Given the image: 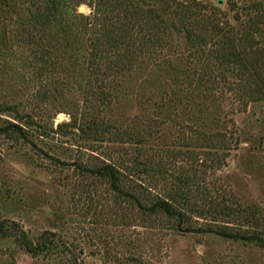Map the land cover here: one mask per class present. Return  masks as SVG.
Returning a JSON list of instances; mask_svg holds the SVG:
<instances>
[{"label":"trees","instance_id":"obj_1","mask_svg":"<svg viewBox=\"0 0 264 264\" xmlns=\"http://www.w3.org/2000/svg\"><path fill=\"white\" fill-rule=\"evenodd\" d=\"M223 7L219 0H0V75L12 65L32 86L29 104L0 105V119L9 118L0 124V135L34 145L35 115L26 112L28 106L40 110L49 101H67V85L82 83L85 112L72 127L86 140L117 149V160L102 152L104 165L87 172L108 180L119 201L143 217L173 223L178 232L264 247V236L249 232L255 229L249 222L235 228L216 217H227L225 212L214 208L212 215L198 205L209 196L195 165L219 169L239 141L235 130L214 129L220 122L217 107L231 95L243 106L264 101V2ZM165 76L163 96L156 89ZM132 98L181 122L171 129V145L153 150L163 133L140 138L109 121L107 108ZM179 160L192 166L173 177ZM149 175L170 181L171 188L157 192L141 181ZM200 219L216 226L198 228ZM0 235L15 238L33 256L57 253L60 264L80 263L54 236L34 243L5 220Z\"/></svg>","mask_w":264,"mask_h":264},{"label":"rangeland","instance_id":"obj_2","mask_svg":"<svg viewBox=\"0 0 264 264\" xmlns=\"http://www.w3.org/2000/svg\"><path fill=\"white\" fill-rule=\"evenodd\" d=\"M247 1L224 0L223 9L229 11L234 3L241 8ZM13 67L2 69L0 75L1 106L30 102L32 86ZM158 76H154L156 84ZM166 80L159 78V89L153 87L161 91L159 95L168 91ZM81 84L67 85V101H49V107L40 110L28 106L26 112L35 115L34 145L0 135V222L16 223L34 243L54 236L80 258L79 264H264V247L216 234L178 232L165 219L143 217L117 199L108 180L87 172L104 165L102 152L117 160V149L107 142L86 140L72 127L76 124L72 121L76 118L79 124L85 112ZM217 111L220 122L214 129L235 130L239 141L219 169L195 165L209 196L198 200V205L210 208L212 215L214 208L225 212L227 217L216 216L221 223L239 228L238 224L249 222L255 228L249 232L260 230L264 236V101L243 106L231 95ZM105 115L140 138L163 133L162 143L153 150L171 145V129L181 123L137 98L109 106ZM1 118L0 124L9 119ZM179 163L171 171L173 177L192 166L190 161ZM141 181L161 194L171 188L163 177L149 175ZM210 223L200 219L195 225L216 226ZM0 264H60V258L57 253L33 256L15 238L0 235Z\"/></svg>","mask_w":264,"mask_h":264},{"label":"water","instance_id":"obj_3","mask_svg":"<svg viewBox=\"0 0 264 264\" xmlns=\"http://www.w3.org/2000/svg\"><path fill=\"white\" fill-rule=\"evenodd\" d=\"M219 2L221 4V6H224V3H225L224 0H219ZM81 9H83V7Z\"/></svg>","mask_w":264,"mask_h":264}]
</instances>
